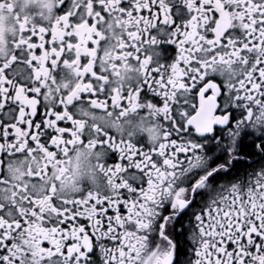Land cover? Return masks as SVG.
Segmentation results:
<instances>
[{"label": "snow or ice", "instance_id": "6c2138e0", "mask_svg": "<svg viewBox=\"0 0 264 264\" xmlns=\"http://www.w3.org/2000/svg\"><path fill=\"white\" fill-rule=\"evenodd\" d=\"M0 264H264V0H0Z\"/></svg>", "mask_w": 264, "mask_h": 264}]
</instances>
